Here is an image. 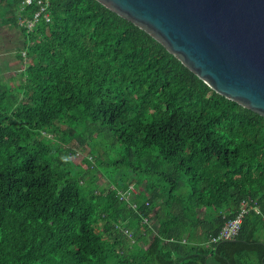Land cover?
Instances as JSON below:
<instances>
[{"label": "trees", "instance_id": "trees-1", "mask_svg": "<svg viewBox=\"0 0 264 264\" xmlns=\"http://www.w3.org/2000/svg\"><path fill=\"white\" fill-rule=\"evenodd\" d=\"M0 8L24 64L0 77V264H264V116L99 0L31 31L36 3Z\"/></svg>", "mask_w": 264, "mask_h": 264}, {"label": "water", "instance_id": "water-1", "mask_svg": "<svg viewBox=\"0 0 264 264\" xmlns=\"http://www.w3.org/2000/svg\"><path fill=\"white\" fill-rule=\"evenodd\" d=\"M212 89L264 116V0H99Z\"/></svg>", "mask_w": 264, "mask_h": 264}, {"label": "rangeland", "instance_id": "rangeland-1", "mask_svg": "<svg viewBox=\"0 0 264 264\" xmlns=\"http://www.w3.org/2000/svg\"><path fill=\"white\" fill-rule=\"evenodd\" d=\"M3 9L0 8V77L4 80L11 81L13 84H18V72L23 70L24 64L18 57V48L23 43V34L20 29L4 25L3 22ZM20 12V11H19ZM21 15V14H20ZM13 75H16L14 77ZM75 162H80V157H74ZM100 175L102 183H107V178L101 171H96ZM132 193V194H131ZM133 194H142V189L131 185L130 190L125 193V196ZM130 195V196H131ZM201 208H198L200 211ZM146 246L137 247V256L142 257L145 254Z\"/></svg>", "mask_w": 264, "mask_h": 264}, {"label": "built area", "instance_id": "built-area-1", "mask_svg": "<svg viewBox=\"0 0 264 264\" xmlns=\"http://www.w3.org/2000/svg\"><path fill=\"white\" fill-rule=\"evenodd\" d=\"M33 3H36L39 6V9L34 13V16L33 17L26 16L25 13L23 12L21 13V17H20L21 24L26 26L28 31L34 29L36 22L40 19L41 16H44L47 20L50 19L49 11L46 10V8H48L50 4V0H24L25 5H30ZM245 212L246 211L243 210L236 219L227 222L225 226L222 228L220 235L217 238H213L212 241L217 242L219 240H228L237 236L241 227L242 217Z\"/></svg>", "mask_w": 264, "mask_h": 264}]
</instances>
